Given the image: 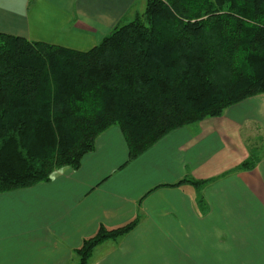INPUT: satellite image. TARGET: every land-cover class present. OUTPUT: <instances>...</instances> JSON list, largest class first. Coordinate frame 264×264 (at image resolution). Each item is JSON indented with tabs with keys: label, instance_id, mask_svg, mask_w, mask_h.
Instances as JSON below:
<instances>
[{
	"label": "crops",
	"instance_id": "1",
	"mask_svg": "<svg viewBox=\"0 0 264 264\" xmlns=\"http://www.w3.org/2000/svg\"><path fill=\"white\" fill-rule=\"evenodd\" d=\"M147 2L0 0V32L89 51ZM252 154L256 165L240 168ZM135 220L87 264H264V94L172 131L135 159L111 127L78 169L0 194V264H77L76 250L101 226Z\"/></svg>",
	"mask_w": 264,
	"mask_h": 264
},
{
	"label": "trees",
	"instance_id": "2",
	"mask_svg": "<svg viewBox=\"0 0 264 264\" xmlns=\"http://www.w3.org/2000/svg\"><path fill=\"white\" fill-rule=\"evenodd\" d=\"M259 94L264 0H148L89 51L0 32V194L78 169L111 127L135 159ZM256 163L252 154L240 168ZM136 224L101 226L76 250L77 264Z\"/></svg>",
	"mask_w": 264,
	"mask_h": 264
},
{
	"label": "rangeland",
	"instance_id": "3",
	"mask_svg": "<svg viewBox=\"0 0 264 264\" xmlns=\"http://www.w3.org/2000/svg\"><path fill=\"white\" fill-rule=\"evenodd\" d=\"M141 14V13H140ZM126 22H128V21H126Z\"/></svg>",
	"mask_w": 264,
	"mask_h": 264
}]
</instances>
